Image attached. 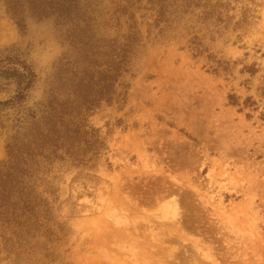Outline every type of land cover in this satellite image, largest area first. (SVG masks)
<instances>
[{"label": "rangeland", "instance_id": "rangeland-1", "mask_svg": "<svg viewBox=\"0 0 264 264\" xmlns=\"http://www.w3.org/2000/svg\"><path fill=\"white\" fill-rule=\"evenodd\" d=\"M158 1L0 0V69L33 74L18 100L0 75V165L50 93L136 38L111 102L86 114L102 149L36 171L39 224L3 229L0 264H264V0H180L161 21Z\"/></svg>", "mask_w": 264, "mask_h": 264}, {"label": "trees", "instance_id": "trees-1", "mask_svg": "<svg viewBox=\"0 0 264 264\" xmlns=\"http://www.w3.org/2000/svg\"><path fill=\"white\" fill-rule=\"evenodd\" d=\"M178 1L159 0L158 20L164 19L167 8ZM182 1L184 6L193 2ZM71 4L69 2L64 6L63 2L49 10L39 7L35 14L40 17L48 14L62 17L68 14ZM201 6L206 7L205 3ZM203 11L206 16L212 12L211 9ZM11 12L15 17L18 15L15 10L11 9ZM19 23L20 20H17ZM133 38L125 37L122 43L112 42L108 61L102 64L104 68L83 67L76 80L68 86L65 84L67 91L64 97L58 98L57 94L50 93L39 119L42 123L39 131L33 133L31 129L27 135L16 131L9 137L6 144L7 160L0 165V236L5 244L11 239L3 237L4 228L19 236L28 234L39 224L35 201L41 202V199L33 194V182L30 181L37 170L55 160L66 159L75 165L82 164L87 154H96L102 149V142L94 134L93 128L86 124V114L101 102H111L115 94L114 85L128 66ZM78 41L84 44V40ZM0 75L15 77L18 86L23 84L15 100L23 97V92L33 79L32 72L27 68L23 71L0 69Z\"/></svg>", "mask_w": 264, "mask_h": 264}, {"label": "bare ground", "instance_id": "bare-ground-1", "mask_svg": "<svg viewBox=\"0 0 264 264\" xmlns=\"http://www.w3.org/2000/svg\"><path fill=\"white\" fill-rule=\"evenodd\" d=\"M176 205V204H175ZM174 206V205H173ZM168 208V207H167ZM166 208V209H167ZM169 210H170V206H169V208H168ZM175 209V208H174ZM168 210V211H169ZM172 210V212H173V209H171ZM176 211V210H175ZM178 211H179V209H178ZM178 211H176L177 213H179ZM165 212V211H164ZM176 212H174V213H176ZM181 213V212H180ZM221 213V212H220ZM168 214V213H167ZM166 215V214H165ZM178 215H180V214H178ZM224 215V214H223ZM172 216V215H171ZM175 216H177V215H175ZM219 216V215H218ZM169 218V217H168ZM177 218V217H176ZM180 218V217H179ZM226 218V217H225ZM178 219V218H177ZM175 222V221H174ZM174 222H173V224H174ZM178 229V228H177ZM166 232V231H165ZM172 233V232H171ZM169 235V234H168ZM164 236V235H163ZM164 238H165V236H164ZM175 251V250H174ZM208 257H210V256H208ZM172 259V258H171ZM174 259V258H173Z\"/></svg>", "mask_w": 264, "mask_h": 264}]
</instances>
